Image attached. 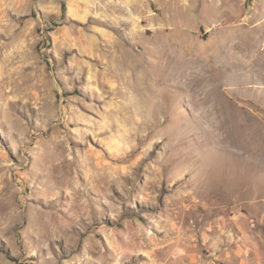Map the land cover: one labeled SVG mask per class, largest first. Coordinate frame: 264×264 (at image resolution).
<instances>
[{"label":"rangeland","instance_id":"374dc122","mask_svg":"<svg viewBox=\"0 0 264 264\" xmlns=\"http://www.w3.org/2000/svg\"><path fill=\"white\" fill-rule=\"evenodd\" d=\"M0 264H264V0H0Z\"/></svg>","mask_w":264,"mask_h":264},{"label":"bare ground","instance_id":"6f19581e","mask_svg":"<svg viewBox=\"0 0 264 264\" xmlns=\"http://www.w3.org/2000/svg\"><path fill=\"white\" fill-rule=\"evenodd\" d=\"M171 32H174V33L178 32L177 36H179V37H180V35L182 36L184 33H186L184 30L178 29V28H174ZM179 37H175L174 39L171 37H168V39L165 40V43L158 41V45L156 47L157 53L159 55H161V58H164L163 63H161V65L159 66V69L161 71L162 78L166 81H172L173 82L174 79L182 78L180 76V72L176 69L177 64H176L175 59H174V55H175L174 52L176 51V52H178L180 54H184V55L191 54L190 53L191 51L188 50V48H186L184 46L183 41L180 39L181 37L180 38ZM245 44L246 45L248 44V47H253V44H251L250 42L245 43ZM215 48H216L217 53L222 52L221 51L222 48L220 46L216 45ZM172 54H174V55H172ZM122 59H121V61L125 62L124 58H122ZM249 59L251 60V58H249ZM249 65H251V63ZM185 72L186 71H184L182 73H185ZM186 74H187V72H186ZM224 122H225V120H224Z\"/></svg>","mask_w":264,"mask_h":264}]
</instances>
